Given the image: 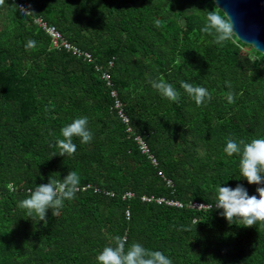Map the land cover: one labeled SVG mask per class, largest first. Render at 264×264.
<instances>
[{"label":"trees","instance_id":"16d2710c","mask_svg":"<svg viewBox=\"0 0 264 264\" xmlns=\"http://www.w3.org/2000/svg\"><path fill=\"white\" fill-rule=\"evenodd\" d=\"M18 3L35 15H22ZM213 8V0H6L0 7V264H97L103 248L125 235L128 245L161 251L173 264H264V227L230 225L215 208L217 186L243 184L257 195L240 179V157L223 149L229 137H264V54L238 36L220 46L201 32ZM38 18L91 59L53 50ZM29 39L36 47L26 50ZM160 75L181 93L179 103L152 88ZM180 81L206 87L211 102L198 107ZM84 116L92 142L74 139V157H53L60 129ZM70 171L80 190L57 217L49 210L46 226L18 207L29 189Z\"/></svg>","mask_w":264,"mask_h":264},{"label":"clouds","instance_id":"9594fccd","mask_svg":"<svg viewBox=\"0 0 264 264\" xmlns=\"http://www.w3.org/2000/svg\"><path fill=\"white\" fill-rule=\"evenodd\" d=\"M6 0H0V7H4ZM214 8L208 10L201 32L212 36L213 42L224 46L227 42H234L237 35L235 24L228 12L223 14L218 9L216 0H213ZM19 11L24 16L35 15L34 11L23 6ZM156 27H161V20L155 19ZM36 41L29 39L25 45L26 50L36 47ZM149 83L162 98L170 102L179 103L181 93L173 84L165 81L163 75L150 79ZM226 86L231 89V82L226 81ZM180 87L184 92L200 106L211 102V92L203 86H195L186 81H180ZM236 93L229 91L227 101L235 102ZM122 101V100H121ZM62 138L55 140V147L62 157H74L77 153V145L74 139H79L82 144H90L93 140V132L89 128L87 116L74 119L60 129ZM228 157L239 156L240 179L247 181L249 185H256L257 195H250L243 184H237L235 188L217 186L215 208L222 211L220 215L232 225L245 228L264 227V137L254 138L250 142L237 141L227 138L223 149ZM80 176L76 171H70L62 179L49 178L48 183L36 185L35 189H29L27 198L19 201L18 207L25 211L26 216L33 221L48 224L47 214L52 210V215L57 217L65 207L66 201H73L80 190ZM210 207L201 204L199 208ZM97 264H173V261L163 252L146 248L139 242L128 245L127 236H115L114 245L106 246L96 256Z\"/></svg>","mask_w":264,"mask_h":264},{"label":"water","instance_id":"95a60500","mask_svg":"<svg viewBox=\"0 0 264 264\" xmlns=\"http://www.w3.org/2000/svg\"><path fill=\"white\" fill-rule=\"evenodd\" d=\"M232 17L239 39L264 54V0H216Z\"/></svg>","mask_w":264,"mask_h":264},{"label":"built area","instance_id":"2783aa9c","mask_svg":"<svg viewBox=\"0 0 264 264\" xmlns=\"http://www.w3.org/2000/svg\"><path fill=\"white\" fill-rule=\"evenodd\" d=\"M16 1V0H13ZM18 6H24L23 4L18 3ZM36 23L40 25V28L50 37L51 43H52V49L53 50H65L72 51L77 57H84L86 59H91V55L82 53L77 48H73L71 44L67 41H65V38L63 34L61 33L60 29H58L56 26L49 24L42 18L36 19ZM100 69V67L98 68ZM104 77L110 80V75L108 73H104ZM114 98H116V108L119 110V115L122 117L123 121L125 123H129V117L124 113L123 111V102L118 98L117 92H114ZM130 131H132V128H129ZM135 141L139 145V148L143 153L149 154V158L152 160L153 163H156L159 165L158 160L155 155L150 154V149L148 148L147 142L144 141L140 135L135 138ZM160 203L165 202V199L158 200ZM203 203L196 202L195 205L199 207ZM211 206V205H209ZM206 208V207H205Z\"/></svg>","mask_w":264,"mask_h":264},{"label":"bare ground","instance_id":"6f19581e","mask_svg":"<svg viewBox=\"0 0 264 264\" xmlns=\"http://www.w3.org/2000/svg\"><path fill=\"white\" fill-rule=\"evenodd\" d=\"M141 134H142V133H141ZM141 134H140V135H141Z\"/></svg>","mask_w":264,"mask_h":264}]
</instances>
